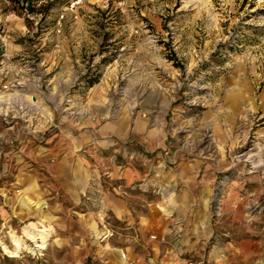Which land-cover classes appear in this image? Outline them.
I'll use <instances>...</instances> for the list:
<instances>
[{"label": "rangeland", "instance_id": "obj_1", "mask_svg": "<svg viewBox=\"0 0 264 264\" xmlns=\"http://www.w3.org/2000/svg\"><path fill=\"white\" fill-rule=\"evenodd\" d=\"M68 1L0 0V264H101V195L124 162L204 228L191 264H264V0ZM135 119L152 151L83 143ZM61 163L90 172L77 202Z\"/></svg>", "mask_w": 264, "mask_h": 264}, {"label": "crops", "instance_id": "obj_2", "mask_svg": "<svg viewBox=\"0 0 264 264\" xmlns=\"http://www.w3.org/2000/svg\"><path fill=\"white\" fill-rule=\"evenodd\" d=\"M262 96L264 98V87ZM123 126L118 129L115 124L108 123L100 129L86 132L81 135L83 143L90 144L95 136L100 135L106 137L104 142L108 146H112L114 140L125 143L138 139L145 142L151 151L156 147L154 141L159 132L149 129L145 120L126 121ZM109 169L113 185L102 193L101 201L109 217L107 225L110 234L101 239V264L190 262L185 257L191 250L204 245V235L199 233L204 232V228L190 227L188 222H176L174 216L178 212L169 214L158 208V199L142 194L144 187L146 191H150V187L147 186L148 182H142L141 173L135 165L124 162L113 164ZM57 170L61 189L72 202H77L88 187L90 172L81 163L66 166L61 163ZM88 226L97 231L94 220L88 222Z\"/></svg>", "mask_w": 264, "mask_h": 264}, {"label": "built area", "instance_id": "obj_3", "mask_svg": "<svg viewBox=\"0 0 264 264\" xmlns=\"http://www.w3.org/2000/svg\"><path fill=\"white\" fill-rule=\"evenodd\" d=\"M78 2V0H69L68 3L65 6V9H71L72 7H74V5ZM58 20L62 17V13L59 14L58 16ZM121 257L123 258L124 255L121 254ZM187 264H191L190 262H188Z\"/></svg>", "mask_w": 264, "mask_h": 264}, {"label": "trees", "instance_id": "obj_4", "mask_svg": "<svg viewBox=\"0 0 264 264\" xmlns=\"http://www.w3.org/2000/svg\"><path fill=\"white\" fill-rule=\"evenodd\" d=\"M84 79L86 77H83ZM96 82V79L95 78H87L85 84H87V86H90L91 84L95 83Z\"/></svg>", "mask_w": 264, "mask_h": 264}]
</instances>
